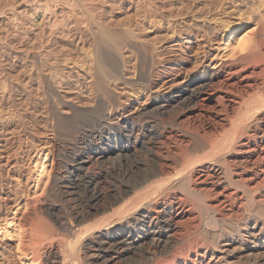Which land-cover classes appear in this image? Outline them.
<instances>
[{"label":"bare ground","instance_id":"obj_1","mask_svg":"<svg viewBox=\"0 0 264 264\" xmlns=\"http://www.w3.org/2000/svg\"><path fill=\"white\" fill-rule=\"evenodd\" d=\"M213 1L0 0V103L10 101L9 78L10 93L37 94L31 113L54 143L71 139L72 120L87 128L75 134L77 151L55 150L70 154L60 155L64 172L34 161L35 188L51 176L62 198H86L73 222L33 223L49 236L39 239L47 264H264V0H226L253 27L228 24L222 55L240 50L238 59L161 86L141 112L111 119L128 88L153 85L167 19L205 16ZM12 117L0 115V138ZM18 225H0V235L16 239L24 264H40L24 250L30 224ZM58 231L72 237L69 250L51 249Z\"/></svg>","mask_w":264,"mask_h":264},{"label":"rangeland","instance_id":"obj_2","mask_svg":"<svg viewBox=\"0 0 264 264\" xmlns=\"http://www.w3.org/2000/svg\"><path fill=\"white\" fill-rule=\"evenodd\" d=\"M215 1H217V3ZM215 1L211 3V6L207 11L208 13L206 12L205 16L201 13L190 12L188 13L189 15H186L187 17L183 16L167 19L171 20L168 34L156 49V54L158 53L160 55H158V61L154 64V75L152 76L153 85L146 90H143L144 87L136 85L128 88L125 93L121 94L120 103L114 106L111 111V119L113 122L123 120L132 113L136 114L137 112H141L146 106L151 104L152 93L159 90L161 86H164L163 88L161 87V89L166 91L168 90V86L170 88L171 85L174 86L175 84H179L192 75L201 74L205 70H216L223 63L238 59L237 57L242 54L240 50L238 51L239 54H236V57L222 55L224 43L228 40V33L230 32L229 27L241 23L244 24L242 25L244 29L251 30L253 29L251 26V19L249 16L247 17L248 12L246 9H240V7L236 5V7L232 6L231 8H227L226 0ZM212 4L214 5L213 7ZM241 14H243V16ZM158 17L160 19L161 16ZM164 18L160 20H164ZM242 20L243 22H241ZM162 69L166 70L167 73L164 74V77L159 75V71ZM11 81L12 79L9 80L8 78L6 83L5 81L3 82V84L5 83L7 85H4L5 89L3 90L5 91L6 96L10 98L9 100L11 102L9 101L8 105L0 103L1 116H6L8 119L13 116L11 119L13 122L17 119V122L15 121L16 125L9 130L11 132L7 131L6 133H3V135H6L0 138V225L9 222L12 219L17 221L19 224L18 227L21 226V228L30 224L21 229L22 231L25 229L24 231L27 240L24 250L27 255H30V257H40L39 261L42 264H47V261L44 258V252L50 249V246L47 244V240L45 242L40 240L49 236L45 233L37 232L33 227V223L37 219H41V217L42 219L44 218V220L52 221L60 214L61 216H66L65 218H68L67 220L70 222H73L75 219V212L79 211V204L84 203L86 198L85 195L81 193L74 196H64V198H62L59 190L56 187L54 188V186L52 187L51 176L49 179L50 181H46L48 183L46 188H35L37 177L35 175L34 161L38 158H43L44 162H46L49 174L52 168L56 170V172H64L65 169L63 163L60 162L63 158H61L62 156L60 155L70 154H59L55 150L57 148L70 150V147L73 145L75 147L76 145L75 150L77 151V147L80 144H76V140L74 142L73 139L76 137L75 134L83 130L86 131L87 128L80 127L75 120H72L70 123H67L68 127H66L71 139L69 141H58L54 143L52 131L45 127L38 118H34V115L31 113L34 111H32L33 107L30 106L31 98H36L35 95L37 94L34 93L32 95L34 97L30 96L29 98L31 100L29 98V100H26L25 97L12 91L13 95L10 93L11 89L8 86L10 83H14V81ZM7 91L9 93H7ZM20 97L22 99H20ZM24 101H26V103ZM23 102L25 104H23ZM146 117L149 118V120H152L155 115H153V112H149ZM75 150L74 153H76ZM26 204H29L27 208L25 207ZM51 208L57 209L59 213H53ZM28 227L30 228V231L28 230ZM55 233V241L53 242L51 249L54 248L52 250L58 252L60 250V252L67 251V249L69 250L72 245L68 246V243L71 244L69 241H72V237L71 240H68L70 237L67 234L59 231ZM26 234H30L29 240ZM58 234L60 235L58 236ZM62 234H65V237H63ZM37 241H40L39 243L41 244ZM65 244H68V248ZM64 247L65 249H63ZM40 250H42V252ZM0 264H24L17 254V243L15 238H7L0 235Z\"/></svg>","mask_w":264,"mask_h":264}]
</instances>
